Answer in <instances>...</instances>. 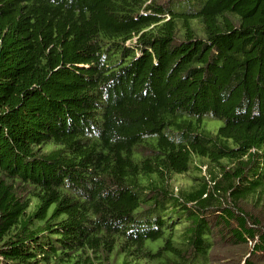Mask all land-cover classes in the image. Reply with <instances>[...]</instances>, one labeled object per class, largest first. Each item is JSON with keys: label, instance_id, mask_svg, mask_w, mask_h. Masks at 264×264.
I'll return each mask as SVG.
<instances>
[{"label": "trees", "instance_id": "obj_1", "mask_svg": "<svg viewBox=\"0 0 264 264\" xmlns=\"http://www.w3.org/2000/svg\"><path fill=\"white\" fill-rule=\"evenodd\" d=\"M0 264H264V0H0Z\"/></svg>", "mask_w": 264, "mask_h": 264}, {"label": "rangeland", "instance_id": "obj_2", "mask_svg": "<svg viewBox=\"0 0 264 264\" xmlns=\"http://www.w3.org/2000/svg\"><path fill=\"white\" fill-rule=\"evenodd\" d=\"M204 120L206 123H209L212 125L210 128L214 129V131L221 125V121L216 120V119H212L208 115L204 117Z\"/></svg>", "mask_w": 264, "mask_h": 264}]
</instances>
